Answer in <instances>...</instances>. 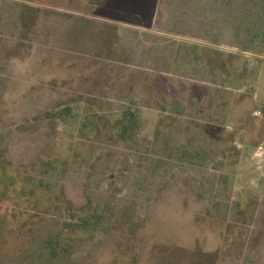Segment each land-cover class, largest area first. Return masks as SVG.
Instances as JSON below:
<instances>
[{"label": "rangeland", "instance_id": "1", "mask_svg": "<svg viewBox=\"0 0 264 264\" xmlns=\"http://www.w3.org/2000/svg\"><path fill=\"white\" fill-rule=\"evenodd\" d=\"M256 18L264 0H0V264H264ZM208 61L258 70L211 87L221 127L196 114ZM132 104L143 126L123 143ZM69 207L99 226L67 256L46 244L69 237Z\"/></svg>", "mask_w": 264, "mask_h": 264}, {"label": "trees", "instance_id": "2", "mask_svg": "<svg viewBox=\"0 0 264 264\" xmlns=\"http://www.w3.org/2000/svg\"><path fill=\"white\" fill-rule=\"evenodd\" d=\"M91 1L93 4L96 5V4L103 3L106 0H91ZM256 23L259 25V27L254 26L248 31V33H250V36H249L250 46L245 47L243 50L252 51L255 53V55L264 57V22L256 18ZM197 46L198 45H195V47ZM194 48H193L194 51L190 52L192 57H196L197 59H199V56H200V58H203V55L201 57V54L197 52L198 50ZM210 52L212 53L213 51H210ZM197 59L194 58V60H197ZM232 63L230 64V62L227 61L223 65H220V64L218 65L211 61L210 62L208 61L207 67L209 68H205V70L202 72L203 83L205 85H208V86L203 87V92H208L209 94H207V97H208L207 102L205 103L203 101V109L201 110V112L196 113V114L199 116L198 117L199 119L203 120L204 128H207L208 125H217L218 127H221V124L226 122L227 117H228L226 109H224L225 104H223L220 98V94H218V92L220 91L218 90V88L212 89L211 87H216V86L219 87V85L222 84L224 79H229V81L231 82L230 85L235 86V88H240L241 80L243 79L247 80L248 78H250L249 75L251 74H255V77L258 76V70H255V71L251 70V72H247V67L249 66H248V62L247 64L245 62L241 70V73H242L241 79L238 81V79L236 80V78H234L235 79L234 81V79L232 78V75L236 74L235 72L236 66H234V64ZM201 65L203 67V64ZM218 82H220V84H218ZM228 89L229 88H227V91ZM193 105L197 106L198 103L193 102L192 106ZM140 111L141 110L138 106H134V104H132L124 111L121 118L116 122V125L114 128L117 129L116 135H117V138L121 142L128 143V142L135 141L137 139L138 135L140 134L141 128L143 126L142 124L143 121H142ZM57 115L59 114L57 113ZM187 116L191 118L190 114ZM191 120L195 121V118H192ZM164 144L168 149L169 148L171 149L174 147V145L171 144V142L169 141L165 142ZM147 148H148L147 146L143 147V149L145 150ZM210 152L211 150L208 149V143L203 142V155L199 154L198 156L200 157V159L202 158L204 159L206 158L205 157L206 155L210 154ZM162 160L163 161L169 160V158L167 157V154L161 156L160 158H157V161H162ZM195 163H199V165H202V163H204V160L197 161ZM2 182L6 183L5 180H2L0 183ZM72 209L74 208L72 207L68 208V211H70L71 213V217L70 219L65 220V222H63L62 229H60L61 237L64 235H67L69 237L65 238L66 240H64L62 237L61 241L59 238L57 241L54 240L53 242L51 241L49 242V244H46V246L49 249H53L59 244L61 248L63 249V251L67 254V256L72 255L74 252H76V250H80V248H82L87 242V240L89 239L88 235H91V233H94V231H96L97 227L99 226L98 225L99 223L94 221L95 217H91L87 215L86 212H83V214L82 212H80L81 216H79V219L76 222H72V220L74 221V218L76 217ZM71 235H74V236H71Z\"/></svg>", "mask_w": 264, "mask_h": 264}]
</instances>
